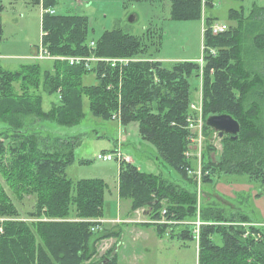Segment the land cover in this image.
<instances>
[{
  "label": "trees",
  "instance_id": "1",
  "mask_svg": "<svg viewBox=\"0 0 264 264\" xmlns=\"http://www.w3.org/2000/svg\"><path fill=\"white\" fill-rule=\"evenodd\" d=\"M169 5L173 20L196 21L214 4L213 0H169ZM54 7L55 0H41V45L53 57H142L139 53L151 44L153 35L141 40L114 29L103 31L90 48L87 19L77 14L50 15L48 10ZM229 16L237 26L217 35L211 33L215 19L205 15L202 20V115L205 119L228 115L238 122L239 132L235 140L223 136L221 161L208 159L207 150L212 148L206 143L201 168L209 179L219 171L246 176L250 183L264 187V124L255 123L264 103V68L252 69L240 58L244 43L250 49L243 56L264 54V8H254L248 18L241 9L230 10ZM199 71L196 61L175 62L168 68L149 61L112 68L98 61L88 70L83 64L70 66L54 60L49 68L37 63L22 65L15 73L0 68V216L19 217L14 202L25 198L33 200L27 215L37 220L3 224L0 264H116L115 254L93 260L99 239L91 242L90 229L102 214L106 185L101 180L68 179L65 170L73 163L77 140L56 138L51 146L40 147L41 140L31 133L37 128L32 126L43 121L67 127L78 124L85 96L92 116L122 126L135 123L140 138L154 146L161 162L187 179L188 168H192L189 158L192 153V159L196 157V149H190L196 136L188 128L189 121H196L189 110L190 79L191 75L198 77ZM89 73L95 83L84 85L82 78ZM15 81H19V95L12 89ZM40 86L60 98L50 111L42 109L41 95L30 91ZM203 128L210 129L205 123ZM117 193L130 202L132 212L150 210L148 216L153 220L183 222L195 215L191 195L161 174L137 170L133 163L119 165ZM204 212L200 220L210 224L199 229L197 264H264V228L250 226L249 238L243 239V229L220 225L225 221L221 213L217 212L219 217ZM47 218L55 221H44ZM166 227L161 224L158 229ZM169 227L171 237L194 241L189 226H176L178 231Z\"/></svg>",
  "mask_w": 264,
  "mask_h": 264
},
{
  "label": "rangeland",
  "instance_id": "2",
  "mask_svg": "<svg viewBox=\"0 0 264 264\" xmlns=\"http://www.w3.org/2000/svg\"><path fill=\"white\" fill-rule=\"evenodd\" d=\"M213 7L205 10V15L213 17L214 23L225 28L236 27L237 22L230 19V10H242L244 18H248L254 8H264V0H213ZM53 15L77 14L87 19L88 41L97 40L103 31L121 29L132 36L153 35L142 53V57L129 59L144 60L143 62H160L169 67L175 62H198L202 57L203 18L196 21H177L170 17L169 0H55ZM41 0H0V68L8 73L20 71L26 64L37 63L49 68L53 60H35L41 46ZM135 17L132 22L129 18ZM153 33V34H152ZM147 38V37H146ZM143 43V42H142ZM242 50L250 49L249 44H243ZM240 58L250 64L252 69L264 68V54L253 56L252 53ZM140 56V55H138ZM56 61V60H55ZM59 61V60H57ZM202 67L196 78L191 75V102L189 106L192 118L189 130L199 143L190 142V149H196L189 158L192 168H188L187 179H181L158 158L153 145L143 141L135 123L122 126L120 122L104 120L92 116L88 109V99L82 98V118L74 126H59L54 121H43L37 128L36 137L41 140L40 147L51 146L56 138H75L78 146L74 150L73 163L65 170V175L72 182L79 180H101L106 185L103 193V207L100 218L91 227L92 240L96 243L95 262L116 256V264H197L198 241L180 240L170 236V227L179 226L167 223L166 230L159 231L163 225L162 219L149 218L150 210L143 209L134 212L130 202L122 200L117 193L118 164L115 161L102 162L96 156L102 153L113 154L116 147L124 156L131 158L137 170L146 174H161L164 180L172 183L179 190L191 195L195 200L194 217L183 222H195L198 218L215 212L223 215L222 226L239 227L244 230L243 239L249 238L248 228H264V221H258V213L264 215V187L250 183L243 175H226L216 171V175L207 177L201 168V156L206 143L212 149L207 150V157L221 161L224 149L223 137L211 129H204L206 119L202 115L203 79ZM84 85L95 83L92 73L82 78ZM19 81L12 86L16 95L20 94ZM43 86L35 91L41 95L42 109L50 111L59 104L56 94L44 92ZM260 115L255 123L264 124V103L260 106ZM206 126V124H205ZM2 124L0 123V128ZM30 133V134H31ZM200 144V145H198ZM205 145V146H204ZM194 146V147H193ZM200 150H197V149ZM203 148V149H202ZM203 150V151H202ZM219 163V162H218ZM20 212L19 217L6 216L10 221L22 220L33 223L37 220L28 216L33 200L25 199L14 202ZM255 205H257V210ZM192 213V212H191ZM221 216V215H220ZM219 216V217H220ZM44 221H55L45 219ZM57 221V220H56ZM71 220L69 219L68 222ZM79 221V220H76ZM201 221V220H200ZM255 222V223H254ZM210 224V223H204ZM186 226V225H183ZM163 229V228H160ZM191 230V227H190ZM178 231V229H176ZM118 236H112L113 234ZM221 244L220 238H216Z\"/></svg>",
  "mask_w": 264,
  "mask_h": 264
},
{
  "label": "built area",
  "instance_id": "3",
  "mask_svg": "<svg viewBox=\"0 0 264 264\" xmlns=\"http://www.w3.org/2000/svg\"><path fill=\"white\" fill-rule=\"evenodd\" d=\"M48 13L50 15H53L54 14V11L53 10H48ZM225 31V28L222 27V26H219L217 24H214L212 27H211V33L213 35H217V34H220V33H223ZM89 47L90 48H94V43L93 42H90L89 43ZM33 59L35 60H59V61H64L66 62L68 65L70 66H74V65H80V64H83L84 67L88 70L91 69V64L92 63H95V62H98V61H104L106 63H108L110 65V67L112 68H115L117 66H126L128 63L130 62H139V61H144V60H133V59H129V58H105V59H100L98 57H94V56H85V57H80V56H73V57H53L51 56L47 50L41 45L40 46V49H38V52H37V56H33L32 57ZM199 64L200 67L203 66V61H202V57L198 60L197 62ZM190 107H193V105H190ZM200 137L197 136L195 138H193V142L195 143H199L198 142V139ZM191 140V142H192ZM200 145V144H198ZM197 150H200L199 148ZM191 155L189 153H186V157H190ZM96 159L99 160V161H102V162H110V161H115L117 162L118 164V167L121 163H132V160L130 157L128 156H124L121 151H120V148L119 147H116L115 148V151L114 153L111 155V154H108V153H102V154H99L96 156ZM10 219H7V217H2L0 216V235H2L3 233V224L7 221H9ZM163 220V219H162ZM164 221V220H163ZM167 223L170 224H179V225H186V226H189L191 227V233L193 234V238L198 241V237H199V229L202 225H205L202 221H200L198 218L196 219L195 222H170V221H166L165 223L163 222V225H166ZM162 224V223H161Z\"/></svg>",
  "mask_w": 264,
  "mask_h": 264
},
{
  "label": "water",
  "instance_id": "4",
  "mask_svg": "<svg viewBox=\"0 0 264 264\" xmlns=\"http://www.w3.org/2000/svg\"><path fill=\"white\" fill-rule=\"evenodd\" d=\"M133 20H136L134 16L129 18L130 22ZM205 124L207 127L216 132L219 138L227 135L235 140L239 132L238 122L228 115L210 116L206 119Z\"/></svg>",
  "mask_w": 264,
  "mask_h": 264
},
{
  "label": "crops",
  "instance_id": "5",
  "mask_svg": "<svg viewBox=\"0 0 264 264\" xmlns=\"http://www.w3.org/2000/svg\"><path fill=\"white\" fill-rule=\"evenodd\" d=\"M42 15V14H41ZM136 126V125H135ZM137 127V126H136ZM256 207V210H257V205H255ZM257 213H258V221H260V223H262L264 221V215H262L261 213L258 212L257 210ZM96 221V220H94ZM255 223V222H254ZM263 224V223H262Z\"/></svg>",
  "mask_w": 264,
  "mask_h": 264
}]
</instances>
